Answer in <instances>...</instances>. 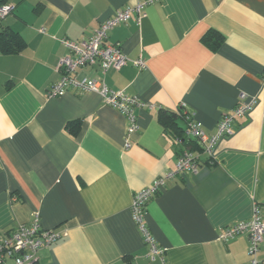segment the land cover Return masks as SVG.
<instances>
[{
    "label": "crops",
    "instance_id": "crops-1",
    "mask_svg": "<svg viewBox=\"0 0 264 264\" xmlns=\"http://www.w3.org/2000/svg\"><path fill=\"white\" fill-rule=\"evenodd\" d=\"M142 1L0 0L13 8L0 35L12 31L26 44L20 53L0 48V236L39 214L43 229L67 235L41 250L37 264H249L248 235H221L256 207L264 217V0H161L141 26L134 15L110 32L146 67L80 77L153 106L136 110L129 149L127 118L99 94L49 96L68 54L61 41L88 39L117 10ZM241 94L256 105L212 156L195 140L177 144L160 121L162 112L193 113L215 135ZM186 149L199 158L197 172L167 180L146 206L145 224L165 250L163 262L152 261L132 203L175 172Z\"/></svg>",
    "mask_w": 264,
    "mask_h": 264
},
{
    "label": "built area",
    "instance_id": "built-area-1",
    "mask_svg": "<svg viewBox=\"0 0 264 264\" xmlns=\"http://www.w3.org/2000/svg\"><path fill=\"white\" fill-rule=\"evenodd\" d=\"M159 2L161 0H143L135 6L117 10L113 17L101 23L88 39L78 41L63 39L61 42L67 48L68 54L61 59L58 66L60 79L49 91L51 98L62 97L71 89L81 93L99 94L105 105L119 110L128 120L125 137L126 149L132 146L131 137L139 130L136 110L152 109L153 106L140 102L138 98L129 96L122 91L111 90L102 80L88 75L80 77V73L86 69H97L105 75L110 70H121L129 63L144 69L146 64L142 58L131 60L123 53L118 44L110 41L109 35L116 27L133 20L134 15H136V24L141 26L142 21L147 17L146 8ZM12 10L10 5L0 4V25L12 13ZM255 105V100H248L246 94H241L236 108L231 113L222 116L215 135H208L193 113L178 111L177 115L185 122V128L182 136L174 137L175 142L185 145L189 140H195L206 154L212 156L218 142L233 134L235 120L247 117ZM198 168L199 158L195 153L188 149L183 150L179 155L175 172H170L167 176L158 179L134 197L133 219L149 247V256L152 261L159 258L163 262L165 250L156 244L145 224L146 206L167 180L178 174L195 173ZM243 234H247L249 237V264H262L259 260V252L264 242V217L259 207H256L250 220L229 226L221 235V240L227 241ZM66 235L64 232L43 229L40 215L34 214L29 223L21 224L17 230L0 236V264H37L40 251L58 243Z\"/></svg>",
    "mask_w": 264,
    "mask_h": 264
},
{
    "label": "trees",
    "instance_id": "trees-1",
    "mask_svg": "<svg viewBox=\"0 0 264 264\" xmlns=\"http://www.w3.org/2000/svg\"><path fill=\"white\" fill-rule=\"evenodd\" d=\"M24 40L12 31H5L0 35V48L5 54L20 53L25 48ZM178 119H181L178 115L173 113L162 112L160 114V121L166 129L171 130L177 136H182L183 129L178 127ZM191 140H189L190 142ZM195 147L201 149L199 144H194Z\"/></svg>",
    "mask_w": 264,
    "mask_h": 264
}]
</instances>
